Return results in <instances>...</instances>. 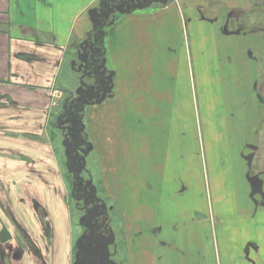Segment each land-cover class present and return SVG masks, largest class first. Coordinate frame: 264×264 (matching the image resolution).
<instances>
[{
    "label": "crops",
    "instance_id": "0c3cea01",
    "mask_svg": "<svg viewBox=\"0 0 264 264\" xmlns=\"http://www.w3.org/2000/svg\"><path fill=\"white\" fill-rule=\"evenodd\" d=\"M14 1L0 0L2 23L7 24L6 15ZM37 1L39 11L51 12L53 0ZM93 1L96 0H88L83 7ZM216 1L226 9L211 18L204 15L201 1L169 0L147 10L119 14L105 30V68L114 74V94L100 104L86 107L85 129L91 150L103 155L107 195L111 196L112 184L122 186L119 195L112 197L117 199L121 212L123 249L130 264H198L203 259L212 264H248L251 258L257 264L264 262V204H258L259 199L264 201V171L259 173L255 168L258 134L264 126V105L255 95L260 59L264 60V36L256 34V29L261 28L258 21L245 25L246 31L243 21L235 30L226 27L232 13L250 10L258 1ZM17 2L20 6L24 0ZM253 10L248 14L252 15ZM184 11L194 14L190 22L217 25V32L210 37L219 42L224 62L220 60L212 73L207 71L210 80L226 84L229 78L235 79L233 86L249 90L246 95L239 93L246 98L241 107H253L248 112L250 124L239 131L237 165L231 167L228 179H222L226 190L216 193L221 176L215 179V194L221 196L212 198L218 210H210V217L203 208L188 209V198L192 203L197 194L192 189L188 192L183 179L165 180L168 187H164L163 176L174 173L160 177L158 170L160 137L172 145L168 151L174 150L181 137V148L176 151L184 150L192 118L191 112L187 117L184 99H175L179 79L175 83L173 77L175 72L188 70V21ZM46 23V30H53V22ZM31 27L29 24L27 28ZM199 36L197 61L204 56L207 35ZM57 39H38L30 32L22 38L10 30L0 31V264H73L69 188L59 157L47 140L58 103L57 76L67 53V39ZM175 66L180 69L175 70ZM197 70L201 71L199 64ZM144 101L150 105L149 118L143 116ZM128 105L131 107L127 110ZM136 105L138 114L134 111ZM256 107L262 109L257 119ZM144 121L150 122L149 133L143 129ZM250 133L253 140H249ZM137 138L140 150H146L148 145L143 140L149 138L151 153L156 154L150 159V180L142 178L133 201L127 197L123 179L132 174L127 172V166L136 170L139 160L126 166L121 154L123 143L140 153L135 148ZM250 170L256 173L254 178ZM139 178L129 176L127 181ZM143 186H147L145 192ZM244 205L247 209L242 208ZM229 206L235 215L225 213ZM213 223L215 228L218 224L215 234Z\"/></svg>",
    "mask_w": 264,
    "mask_h": 264
},
{
    "label": "rangeland",
    "instance_id": "374dc122",
    "mask_svg": "<svg viewBox=\"0 0 264 264\" xmlns=\"http://www.w3.org/2000/svg\"><path fill=\"white\" fill-rule=\"evenodd\" d=\"M87 1L53 0L51 12H42L38 10L41 6L37 0H24L22 5L19 3L21 7L15 0L11 5L12 10L6 15L7 24L1 22L0 16V31L10 30L22 38H26V32H30L38 39L56 41L59 36L67 39L66 63L57 76L58 103L50 121L51 129L48 131L47 140L53 145L59 157L67 190L69 188L67 203L72 218L70 219L73 233L72 261L73 264H130L126 262L123 249L121 212L117 199L112 197L119 195L122 186L112 184L111 196L107 195L106 186H104L103 155L94 149L91 150L85 129L87 121L85 109L87 104L92 102V104H100L102 102L100 99L105 100V97H112L114 94V74L106 70L105 59H103V65L102 57H99L100 53L103 56L107 45L106 39L104 41V31L122 12L147 10L148 7L161 6L169 0H96L90 2L89 6L83 7ZM200 1L204 4L203 12L207 18L218 15L219 10L226 9L219 1L192 0V2ZM224 1H229L231 4L234 1L248 0ZM257 1L259 2H255L250 10H247L249 8L245 11L238 10L239 14L231 15L230 25L229 23L226 25L227 29L235 30L239 27V21H243L245 24L242 27L244 26L246 31L248 29L245 25L258 21L261 28L256 29V34L264 36V0ZM252 10L253 14H248ZM184 15L188 21V70L185 69L181 73L175 72L173 77L175 83L179 79L175 99H184L187 117H190L191 112L192 118L188 125V138L184 143V150L176 151L181 148V137L177 139L178 145L174 146L173 151H168L171 150L172 145L168 144L165 138L160 137L161 149L157 153L158 170L160 177L167 172L174 173V175L163 176L164 187H168L165 180L183 179L186 187L188 184V192L192 189L193 193L197 194V199L192 203L191 198H188V209L203 208L207 210V215L210 217V210H218V205L212 203V198L219 199L221 196L219 194L217 197L215 194V179L221 176L220 185L216 186V193L226 190L222 179H228L232 174L231 167L237 165L239 131L242 126L250 124L248 112H252L253 107L250 109L241 107L246 98L239 93L243 92L246 95L249 90L244 91V87L238 89V85L233 86L235 79L230 81L229 78L227 85L216 79L210 80L207 71L212 73V70L219 67L220 60L224 62L219 42L210 37V34L217 32V25H209L203 21L190 22L189 19L194 18V14L184 11ZM46 21L53 22V30H46ZM29 24L32 25L31 28H27ZM175 24L178 28L179 23L176 21ZM200 33H205L207 36L204 56L197 61L195 53ZM189 54L192 57L193 69ZM260 62L261 74L255 95L264 105V60L260 59ZM198 64L201 70L199 72ZM100 65L104 67L103 70ZM176 69L180 67L175 66ZM181 78L184 79V83ZM142 91L144 92L145 89L143 88ZM143 105V116L149 118L150 105L148 106L145 101ZM130 107L131 105H128L127 110ZM135 107L134 111L138 114V106ZM260 111L262 109L258 110L256 107V119ZM179 112H181L180 106ZM149 127L150 122L144 121L143 129H147L148 133ZM76 133L79 134V144ZM253 138L254 136L250 133L249 140ZM143 143L148 145L146 150L144 148L140 150L139 138L135 142V148L140 153L127 148L123 143L124 153L121 154L126 166L139 160L136 170L127 166V172L132 174L126 175L123 179L127 197L133 201L137 197V187L142 178L150 180V171L152 172L150 159L152 154H156L151 153L149 138L147 141L143 140ZM257 143L259 150L256 154L255 168L264 171V126L258 134ZM114 170L125 171L119 168ZM129 176L140 178L138 181L129 183L127 181ZM160 188L163 190L162 187ZM178 188L179 186H176V189ZM142 189L145 192L147 186H143ZM242 208L247 209V206L244 205ZM222 210H225V207ZM225 213L229 216L235 215L234 209L230 206ZM200 217L201 213H198L197 218ZM228 223L229 221L227 225ZM217 227L218 224H216ZM216 228L214 224L212 233L215 234ZM190 242L191 240L188 241L189 244ZM210 250H212L211 246ZM198 264L212 263L210 260L203 259Z\"/></svg>",
    "mask_w": 264,
    "mask_h": 264
},
{
    "label": "flooded vegetation",
    "instance_id": "af4514ba",
    "mask_svg": "<svg viewBox=\"0 0 264 264\" xmlns=\"http://www.w3.org/2000/svg\"><path fill=\"white\" fill-rule=\"evenodd\" d=\"M258 2H259V1H258ZM258 2H257V3H258ZM122 13H124V12H122ZM122 13H120V14H122ZM237 14H239L238 11H235L234 13H232V15H234V16L237 15ZM104 32H105V31H104ZM103 36H104V35H103ZM99 57L101 58V53L99 54ZM103 61H104V60L102 59L101 62L103 63ZM103 65H104V63H103ZM100 67H102V70H103L104 67H103L102 65H100ZM96 88H97V86H96ZM98 90H99V88H98ZM92 103H93V102H92ZM92 103L87 104V105H91ZM76 136H77V142H78V144H79V140H78V139H79V138H78L79 134L76 133ZM257 152H258V151H257ZM257 152H256V153H257ZM251 172H252V171L250 170L249 175H250V176H253V177H251V178H254V177H255L254 175H256V173H254V172L251 173ZM259 173H262V171L259 172ZM255 183H257V179H255ZM259 200H260L259 203H258L259 205L264 204V201H262V199H259ZM248 252H249V251H248ZM247 263H248V264H257V262H256L253 258H251L250 261L247 262ZM263 264H264V262H263Z\"/></svg>",
    "mask_w": 264,
    "mask_h": 264
},
{
    "label": "trees",
    "instance_id": "16d2710c",
    "mask_svg": "<svg viewBox=\"0 0 264 264\" xmlns=\"http://www.w3.org/2000/svg\"><path fill=\"white\" fill-rule=\"evenodd\" d=\"M104 52V54H103V56L101 55V57H102V59H105V51H103ZM105 98H108V97H105ZM104 99H100V101H103ZM98 233V232H97Z\"/></svg>",
    "mask_w": 264,
    "mask_h": 264
}]
</instances>
